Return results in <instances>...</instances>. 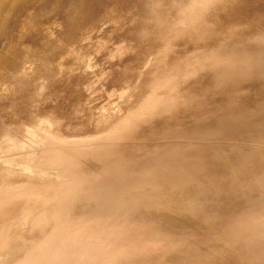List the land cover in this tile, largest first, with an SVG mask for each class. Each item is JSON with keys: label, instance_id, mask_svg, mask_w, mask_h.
<instances>
[{"label": "rangeland", "instance_id": "374dc122", "mask_svg": "<svg viewBox=\"0 0 264 264\" xmlns=\"http://www.w3.org/2000/svg\"><path fill=\"white\" fill-rule=\"evenodd\" d=\"M123 3L0 72V264H264V0Z\"/></svg>", "mask_w": 264, "mask_h": 264}, {"label": "bare ground", "instance_id": "6f19581e", "mask_svg": "<svg viewBox=\"0 0 264 264\" xmlns=\"http://www.w3.org/2000/svg\"><path fill=\"white\" fill-rule=\"evenodd\" d=\"M24 1L28 3L25 4ZM124 1L125 0H0L1 39L3 38V34L7 28H11L13 30L15 29L17 31V35L8 46V53L0 54V72L2 68L8 63L5 68L7 72L12 73V75L10 76L16 79L17 91L23 94L24 92L30 91V89H34V84L39 80V77L42 76V73H51L53 71L52 69H54L52 63L57 59L56 53H54L53 51L55 48H57V43L55 42V40H53L56 38L55 36L67 38L73 45V49L74 44L78 43L77 41L80 42V40H82V42H84V33L86 32V26L89 25L90 28L92 27V11L95 9V7H97V9H102L103 7H105L103 10L109 13L110 11L112 12L114 10H117L118 8H122V5H124ZM30 7H33L34 10L31 9L32 11L27 13ZM18 12L19 14H17ZM122 13V11H117L116 13H114V19H118L121 22L123 20V17H121L123 15ZM97 17L98 15L95 13L94 19H96ZM127 19H130V17H128ZM61 40L59 41L61 42ZM47 48H50V50H47ZM81 49L84 50L83 46H81L80 50ZM50 51L51 53H48ZM67 52H65V54ZM68 53L65 55V57H68ZM53 54H55V57H53ZM30 59L33 60V62L30 61L31 64L35 66L34 68H32L33 71L31 73L34 74L32 78L28 77L30 69L26 67V64H28L27 61ZM59 59L62 62L63 57ZM61 64L60 67L64 65ZM55 66L58 67L59 65ZM60 67H58V69L56 68V70H59ZM0 75L2 74L0 73ZM0 100H2L1 96ZM0 105H3L1 101ZM0 118H2L1 112Z\"/></svg>", "mask_w": 264, "mask_h": 264}]
</instances>
